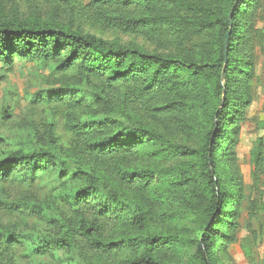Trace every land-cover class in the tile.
I'll return each instance as SVG.
<instances>
[{"label": "trees", "instance_id": "16d2710c", "mask_svg": "<svg viewBox=\"0 0 264 264\" xmlns=\"http://www.w3.org/2000/svg\"><path fill=\"white\" fill-rule=\"evenodd\" d=\"M56 2L59 11L69 8L71 15L89 25L123 35L152 40L156 31L152 34L151 30L164 27L174 33L179 48L188 43L195 57L170 58L121 46L75 28L72 20L65 24L37 16L19 20L0 15V66L57 61L59 72L75 70L80 79L76 88L40 92L29 101L32 107L51 105L57 99L69 111L92 103L110 112L118 109L126 117L137 114L124 126L113 114L83 121L69 112L64 127L71 135V145L61 147L54 124L49 123L46 146L26 140L23 148L0 158V184L24 170L21 177L31 180L51 171L60 186L54 196L57 203L30 211L56 227L49 241L42 242L37 235L22 237L0 226V249L12 242L30 241L35 254H47L53 260L58 252L75 250L84 242L112 255L131 252L112 264H169L167 258L183 240L179 235L149 233V226L164 215L146 205L131 208L130 194L139 184L146 198L161 199L164 205L178 209L177 214L170 212V219L193 212L201 215L197 237L190 241L196 247L193 263L217 264L215 247L227 248L235 242L236 207L242 193L236 147L253 100L254 50L261 40L255 21L263 20V0ZM136 8L143 12L135 14ZM10 118L5 107L2 119ZM199 123L204 125L200 145L172 141ZM164 152L187 156L191 164L162 177L155 169H143L136 175L129 168L139 155ZM74 159H78V168ZM115 168L124 174L114 177ZM120 219L140 234L117 244L104 240L105 229Z\"/></svg>", "mask_w": 264, "mask_h": 264}, {"label": "rangeland", "instance_id": "374dc122", "mask_svg": "<svg viewBox=\"0 0 264 264\" xmlns=\"http://www.w3.org/2000/svg\"><path fill=\"white\" fill-rule=\"evenodd\" d=\"M89 1L84 0V4H88ZM262 6L264 8V0ZM58 8L60 7L56 0H0V15H6V17L32 20L37 16L41 19H58L65 24L72 20L75 28L79 27L84 32L121 46L129 45L145 53L160 54L170 58L195 57L188 43L179 48L174 33L164 27L152 29V34L156 31L153 36L155 39L148 40L142 36L123 35L114 30L93 27L79 16L71 15V9L61 8L59 11ZM142 12L138 8L135 9V14ZM260 13L259 10L258 15ZM260 15L263 20L255 21V29L260 33L258 39L260 37L261 40L257 41L254 50L251 82L253 100L245 112L244 122L241 123L239 143L236 147L242 193L236 207L238 216L235 242L227 248L220 245L215 247L217 264H264V45H262L264 11ZM55 63L43 65L40 61H17L11 67L0 66V158L6 157L10 151L23 148L26 140H30L36 146H46L50 131L49 123L54 124L61 147L71 145V135L64 127L65 118L69 112L83 121L94 116L103 117L113 114L112 117L124 126L130 125L128 119L132 120L134 116H137V114H130L126 117V114L117 111L118 109L110 112L108 107L92 103L85 105L79 111H69L62 101L57 99L51 105L38 104L36 108L32 107L29 101L31 98L38 97L40 92L76 88L81 83L75 70H68L67 73L59 72V66ZM118 87L120 86H117L118 94H122V89ZM5 107H8L11 112L10 119H2ZM138 122L143 123V120ZM203 131L204 125L199 123L194 126L193 131L187 134L181 133L172 138V141L175 144L197 147L200 145V135ZM151 154L137 156L132 160L129 168L134 169L136 175L143 169H155L156 174L162 177L168 172L175 173L181 167L191 164V159L187 156L167 152L154 156ZM77 160L74 159L75 166L78 168ZM22 174L24 170L20 174L16 173L11 181L0 184V226L15 233L18 232L22 237L37 235L42 242H48L55 234L56 227L42 221L41 217L33 215L30 211L35 206L51 207L50 203L56 202L54 196L60 186L56 183L51 171L41 173L34 180L29 177L23 178ZM123 174L122 169H114V177H120ZM134 190L130 194L134 201L131 208L146 205L155 212L160 209L159 215H164L163 219L158 218L149 226V233L179 235L183 240L169 255L167 262L194 264L192 256L196 247L190 241L197 237L196 229L200 224L201 215L193 212L172 220L170 212L177 214V208L164 205L161 199L154 201L146 198L145 193L140 191L139 184L135 185ZM115 223L105 229L103 238L112 244H117L126 237L134 238L140 234V231L128 226L123 219ZM222 227L226 230L227 224ZM29 242L1 245L2 264H96L98 262L112 264L118 259H123L124 256L131 255V252L125 250L117 251V254L112 255L108 251L94 249L89 243L82 242L77 244L75 250L58 252L57 256L51 260L47 254H35Z\"/></svg>", "mask_w": 264, "mask_h": 264}, {"label": "water", "instance_id": "95a60500", "mask_svg": "<svg viewBox=\"0 0 264 264\" xmlns=\"http://www.w3.org/2000/svg\"><path fill=\"white\" fill-rule=\"evenodd\" d=\"M232 13V12H231ZM231 13L229 14V17H228V19L230 20V17H231ZM229 33H230V31L228 32V34H227V37L229 36ZM226 44H227V40L225 41V45H224V48H225V52H226ZM223 75H222V77H221V80L223 81Z\"/></svg>", "mask_w": 264, "mask_h": 264}]
</instances>
